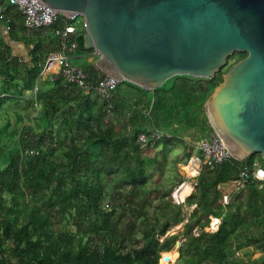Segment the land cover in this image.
<instances>
[{"label": "trees", "instance_id": "16d2710c", "mask_svg": "<svg viewBox=\"0 0 264 264\" xmlns=\"http://www.w3.org/2000/svg\"><path fill=\"white\" fill-rule=\"evenodd\" d=\"M7 13L11 31L28 41L22 13L15 6ZM67 23L73 20L60 14L52 30ZM84 30L81 26L69 35V42H76L75 54L94 51L83 45ZM9 51L6 46L0 56L1 93L4 98H32L24 106L32 105L33 112L30 123L13 130V143L0 139V264H11V259L12 264H160L161 254L168 262L178 257L176 248H169L180 238L182 264H264V177L256 178L252 167L258 158L264 168L259 152L243 160L232 156L221 164L203 163L182 203L171 195L182 178L172 185L152 181L165 159L163 147L157 150L160 158L143 154L172 140L185 144L180 136L191 128L200 132L194 139L213 130L204 102L245 51L231 53L212 77L175 74L154 89L122 80L109 99V118L98 94L68 89L61 75L39 82L48 52L42 41L33 42L24 62L8 58ZM85 70L96 75L93 63ZM130 89L146 93L147 104L139 109L132 103ZM35 102L39 110L33 115ZM54 114L60 122L55 131L49 127ZM152 125L174 136L142 146L138 135H149ZM184 147L185 163L191 152ZM244 168L249 170L244 187L232 190L223 203L220 186L237 180ZM149 208L156 209L153 220ZM210 215L220 217L217 230L205 229ZM180 222L181 231L166 235ZM245 247L259 255L234 257L235 249Z\"/></svg>", "mask_w": 264, "mask_h": 264}, {"label": "water", "instance_id": "95a60500", "mask_svg": "<svg viewBox=\"0 0 264 264\" xmlns=\"http://www.w3.org/2000/svg\"><path fill=\"white\" fill-rule=\"evenodd\" d=\"M43 1L79 11L83 45L93 48L94 64L145 89L175 74L212 77L231 53L245 51L204 109L233 157L259 152L264 160V0Z\"/></svg>", "mask_w": 264, "mask_h": 264}, {"label": "built area", "instance_id": "2783aa9c", "mask_svg": "<svg viewBox=\"0 0 264 264\" xmlns=\"http://www.w3.org/2000/svg\"><path fill=\"white\" fill-rule=\"evenodd\" d=\"M9 6L17 7V9L22 13L23 25L27 33L40 28L52 30V26L60 14H63L66 19H71L73 21L82 15L76 10L61 11L45 3L43 0H7V3L5 0H0V19H5L7 22V28H9L7 13ZM83 22L85 25L84 19ZM76 29L77 27L73 22L65 24L63 28L57 27L52 30L57 37V44L46 53L42 62L41 75L42 77L44 76L49 79H55L61 75L63 77L64 85L68 89L75 86L80 90L91 91L98 94L100 99L105 100L107 103L105 109L106 118H109L111 115V105L109 103V99L112 96L113 90L120 83V80L116 77L104 74L96 65V75L91 76L82 66L73 62L72 59L75 57L74 49L76 48V42H69V35L70 33H74ZM89 56H94V53H89ZM36 87L37 86L35 84L33 92L36 91ZM152 103L153 98L151 99L149 106L145 109L146 114L150 113ZM34 105L35 110L33 115L37 114L39 110V105L36 102ZM173 136L174 133L172 131L161 126L152 125L150 127L149 135H145L141 132L138 135V139L141 142V145L144 146L147 143L154 145L163 138ZM180 137L185 140V144L191 152L189 159L193 162L197 161L200 165L203 163L221 164L232 157V154L214 130L209 131L206 135L199 139H194L185 135H181ZM252 167L254 176L258 179H262L264 177V168L258 158H254L252 161ZM248 172V168H244L239 173V178L237 180L220 186V189L223 191V203L227 202L229 194L232 190L244 187ZM182 183L183 181L176 185L171 193L172 199L176 203H182L185 200V197L192 191L191 188L183 198L175 196V191L179 189ZM227 185L231 186V189L229 191H224V187ZM194 206L195 205L192 204L190 205V208H193ZM210 217L218 219L217 226L215 228L211 227L212 231L217 230L220 223V217H215L213 215H210ZM239 251L240 249L234 250V257L239 258Z\"/></svg>", "mask_w": 264, "mask_h": 264}, {"label": "rangeland", "instance_id": "374dc122", "mask_svg": "<svg viewBox=\"0 0 264 264\" xmlns=\"http://www.w3.org/2000/svg\"><path fill=\"white\" fill-rule=\"evenodd\" d=\"M5 2L7 3V0H5ZM80 19H84V17L81 15L80 17H78L76 20H74V24L76 27L79 26V21ZM20 32V31H17ZM36 34V33H33ZM32 34V35H33ZM28 38V36H27ZM50 38V37H49ZM49 38L47 39V35H44V40L46 42H48ZM46 47V45H44ZM48 48V47H46ZM94 53V51H93ZM75 57H73V62L79 64L80 66H82L83 68H88V66H90L91 63L94 64L95 60L97 59V55L94 53L93 59L91 61L88 60V54H81V55H75ZM45 77H41V79L39 80V82H41ZM40 85V83H38ZM121 90L123 91L124 86L121 85ZM2 89L0 90V139L1 142L7 143V144H11V142L13 143L15 141V135L16 134L15 131L13 130H18L21 125L23 123H30V115L33 112V107L32 105L28 106H24L23 108H19L18 106L21 107V104L23 102H30L32 98H29L27 96H22V97H11V98H4L3 95L1 94ZM28 93V92H27ZM128 95H130V93L128 92ZM17 100V101H16ZM57 114H54L52 116L53 118V122L52 125H49L50 128H52L53 131H55L58 126H59V119L56 118ZM38 121H35L33 126L35 129H38ZM4 127V128H3ZM3 129V130H2ZM13 131V132H12ZM9 132L13 133V139L11 140V137L9 135ZM183 134H185L188 137L191 138H196L200 132L197 129L191 128L188 131L182 132ZM62 135V134H61ZM184 145L183 142L180 141H176V140H172L170 142H168L167 144L165 143H160V145H158L157 147H154V149H146L143 151V154L147 155V154H151V153H155L156 156L158 158H160L161 154L160 152L158 153L157 150H159V147H163L162 153L165 154V159L162 160V165L159 169H156L155 173H154V177L152 178V181H161V182H166L168 183V185H172L173 183L176 182V179L179 177L180 179H183L184 181H188L191 185L192 190L194 189V183H195V175L197 174V172L193 175H188L187 172L185 170H183V165H187L188 162L192 161L189 158L185 161V156L183 155V151H184ZM196 164V170L198 171L201 167L200 163H198L197 161H195ZM231 189V186L227 185L224 187V191H229ZM186 196V195H185ZM185 208V207H184ZM152 209L155 208H149L148 211V217L150 220L152 219ZM156 210V209H155ZM157 213H158V217L159 219L163 218V211L161 207H157ZM183 222L177 223L179 224V227L176 228V230L171 231L172 228H174L175 226H177V224H174L170 227V229L167 231L166 235L169 234H173L176 233L178 231H181L183 228L182 225ZM215 221H212V218H210V222L209 225L205 227L206 230H211L212 228H215ZM212 227V228H211ZM160 239H162V237H160ZM178 241H182V239H177L175 241H173V243L170 245L171 248L175 247L177 252H178V257L173 256L171 258V261L168 262V264H182L181 259L179 258V246L177 244ZM169 243H171V241H169ZM168 249V250H169ZM240 254H239V258L238 259H247L248 255L250 254L251 257H256L257 255H259L258 251H253L251 248H242L240 249ZM251 252V253H250ZM160 259V258H159ZM163 259V257H162ZM166 259H163L162 262H166ZM161 262V263H162ZM160 263V264H161ZM158 264H159V260H158Z\"/></svg>", "mask_w": 264, "mask_h": 264}, {"label": "crops", "instance_id": "0c3cea01", "mask_svg": "<svg viewBox=\"0 0 264 264\" xmlns=\"http://www.w3.org/2000/svg\"><path fill=\"white\" fill-rule=\"evenodd\" d=\"M81 26L85 27L83 19H80L79 26L77 27V29H79ZM44 35H47V39L50 37L48 42H46L43 39ZM27 36H28V41L25 42L22 41L18 33H16L15 31H11V28H7V22L5 21V19H0V56L3 50H5L6 46H8L10 50L8 58L15 57L16 59H18V61L24 62L29 60L30 58V50L32 48L33 42L39 40L42 41L43 44L46 45V47H48L47 48L48 51L54 48L57 44V37L55 36V34L52 32L51 29L40 28L37 30H33L28 32ZM92 59L93 56H89L88 54V60L91 61ZM1 85H2V78H0V90L2 89ZM129 93H130V95H128L129 100H131L132 103L136 104L139 109L140 107H143L144 105L147 104L146 93L142 91H138L136 89H130ZM24 105L25 102L21 104V107L20 106L18 107L23 108ZM11 261L14 262V259H11Z\"/></svg>", "mask_w": 264, "mask_h": 264}, {"label": "bare ground", "instance_id": "6f19581e", "mask_svg": "<svg viewBox=\"0 0 264 264\" xmlns=\"http://www.w3.org/2000/svg\"><path fill=\"white\" fill-rule=\"evenodd\" d=\"M183 170H185L187 172L188 175H193L197 172L196 170V164L193 161L188 162V164L183 165ZM191 189V185L188 181H184L182 183V185L179 187L178 190L175 191V196H177L178 198H183ZM218 221H215V227L217 226ZM179 227V224H177V226H175L174 228L171 229V231L176 230V228ZM162 253V252H161ZM162 255V254H161ZM163 261L162 256L160 258V263ZM166 261V260H165ZM161 264H168L167 261L166 262H162Z\"/></svg>", "mask_w": 264, "mask_h": 264}]
</instances>
